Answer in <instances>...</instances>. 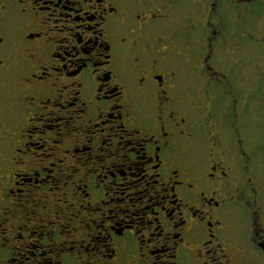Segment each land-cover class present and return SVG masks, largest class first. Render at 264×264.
<instances>
[{"label":"flooded vegetation","instance_id":"af4514ba","mask_svg":"<svg viewBox=\"0 0 264 264\" xmlns=\"http://www.w3.org/2000/svg\"><path fill=\"white\" fill-rule=\"evenodd\" d=\"M0 264H264V0H0Z\"/></svg>","mask_w":264,"mask_h":264}]
</instances>
